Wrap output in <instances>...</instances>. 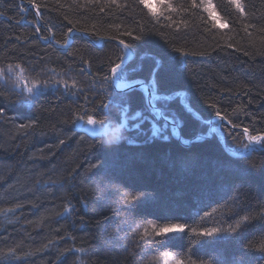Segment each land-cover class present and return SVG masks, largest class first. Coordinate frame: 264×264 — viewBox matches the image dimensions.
Masks as SVG:
<instances>
[{
  "label": "trees",
  "instance_id": "16d2710c",
  "mask_svg": "<svg viewBox=\"0 0 264 264\" xmlns=\"http://www.w3.org/2000/svg\"><path fill=\"white\" fill-rule=\"evenodd\" d=\"M240 1L220 25L199 0H0V264H264V139L230 148L264 137V0Z\"/></svg>",
  "mask_w": 264,
  "mask_h": 264
},
{
  "label": "snow or ice",
  "instance_id": "6c2138e0",
  "mask_svg": "<svg viewBox=\"0 0 264 264\" xmlns=\"http://www.w3.org/2000/svg\"><path fill=\"white\" fill-rule=\"evenodd\" d=\"M233 3L236 4V7L239 8L241 11H243L244 9L241 7V3H240V0H232ZM29 3L32 4V0H29ZM140 3L142 4H148L149 7L151 6V0H140ZM192 6L193 7H196V0H192ZM36 10L39 11V7L36 6ZM73 30L72 29H69L68 32L69 34H71ZM127 35H131V33H127ZM141 37L137 36L135 37L134 39L136 40H139ZM120 43L125 47V48H131L132 45L131 44H125L124 41H120ZM124 64V61L121 59L119 63H116L114 67H111L110 69V73L113 75V76H117L119 77L121 74H122V65ZM159 68V61L156 62V68L153 69L151 75H152V85H153V90L152 92L150 93V98H147V103L150 105V108L151 110L153 111V113L157 116H161V117H164L165 120H167V117L164 115V110H162L161 108L157 107V101H160V102H165V108L167 107V104L166 102L167 101H170L173 99L172 96H162V95H159L157 90H156V84L160 81L161 79V76H162V73L158 72L156 69ZM105 79H110V77H105ZM133 84H140L143 86L144 82L143 81H133L132 82ZM130 85H122V84H119L117 83L116 87H128ZM29 91H31V89H29ZM102 107H106L104 105H102ZM214 107V106H213ZM3 109L0 108V115L3 114ZM216 116H220V112L217 111L216 113ZM140 113H137V116H139ZM87 123L90 124V125H97V124H100L102 123V121H98L96 119H94L93 117H89L88 120H87ZM233 128L236 127V125H232ZM249 130L247 128L243 129V132L244 133H247ZM119 129H116L115 132L113 133V135L111 136V139L107 142L109 145L113 144L116 142L117 139H119ZM165 139H167V137H164ZM261 139H264V137L262 136H251L250 137V140L251 141H260ZM61 144L64 143L63 140L60 141ZM245 148L248 147V145H244ZM130 200H136V199H139L138 197H130L129 198ZM245 219H248L247 217H245ZM155 227V226H153ZM237 227H239V225H237ZM185 229V225L183 224H166L165 226L163 227H160L159 230L156 232V235L157 236H160V235H163V234H166V233H172V232H176V231H180V232H183ZM232 231H235V229H233ZM145 232H147V230L145 229ZM220 233V230L219 229H212L211 231H204L203 233H201V235H204V236H216ZM157 243H159V241H155ZM262 251H264V249H262Z\"/></svg>",
  "mask_w": 264,
  "mask_h": 264
},
{
  "label": "rangeland",
  "instance_id": "374dc122",
  "mask_svg": "<svg viewBox=\"0 0 264 264\" xmlns=\"http://www.w3.org/2000/svg\"><path fill=\"white\" fill-rule=\"evenodd\" d=\"M163 1L164 0H151V6H150V8L152 9V11L153 12H159L160 11V5L163 3ZM199 1L202 4V6L208 11V13L210 14V16L214 20H216V22L218 24L223 25V22L221 21L220 15H219V13L216 10V5H215L214 0H199ZM230 1L232 2V0H230ZM240 3H241V1H240ZM233 4L236 6L235 3H233ZM148 7H149V5H148ZM11 74H12V76L15 77L16 82H18L17 86H19V88H21L26 93L31 94V93H33V91H37L39 89V85H37L35 83H32L27 78H24L23 72H22V70L20 68H16V70H13L12 69L11 70ZM113 79H115L116 85H117V83L122 84V85H132L133 84L131 81L127 80L125 78V76L122 75V74L119 77L113 76ZM118 88L124 89L126 87H118ZM29 89H31V91H29ZM155 116L158 117L157 115H155ZM159 118H162V117L159 116ZM219 118L220 117H217L216 120H219ZM122 125H124V124L119 125V128ZM215 125H213V126L210 125V129H209L210 130V133L211 132L213 133L216 130V132H218L221 135H223L221 129L219 127H216ZM88 126H90V124L87 125V126H85V129L91 131L92 129H89ZM217 126H219V125H217ZM261 140L260 141H251V140H249L248 141V147L247 148H245L244 146H236V147H233L232 146L230 148H231L232 151H234L236 153L248 151V150L251 149V147L254 144H257V143L261 142ZM233 145H237V144H233ZM124 224L128 225L129 223L128 222H125ZM135 225H136V223L133 224V226H135ZM160 227H163V226H157V227H155L156 228V231H158ZM127 239L130 240V241H133L134 238L131 237V236H128ZM119 248H121V250H123V247L122 246L119 247ZM154 260H156V264H185L184 262H182V260H180L176 256H173V255L167 254V253L157 254Z\"/></svg>",
  "mask_w": 264,
  "mask_h": 264
},
{
  "label": "water",
  "instance_id": "95a60500",
  "mask_svg": "<svg viewBox=\"0 0 264 264\" xmlns=\"http://www.w3.org/2000/svg\"><path fill=\"white\" fill-rule=\"evenodd\" d=\"M124 64H125V61H124ZM115 78V77H114ZM114 83L116 84V81L114 79ZM136 86H140V84H132L130 85L129 87H126L125 89H129V88H133V87H136ZM152 92L151 90V87L147 85V94H148V97L150 98V93ZM126 114V113H125ZM223 120V119H222ZM126 122V119L124 118L123 119V122L122 124H124ZM89 129H92L91 132L92 134L94 135H99V134H102L103 132L105 134L108 133V131L110 130L109 126L108 125H103V126H100L99 124L93 126V125H90L88 126Z\"/></svg>",
  "mask_w": 264,
  "mask_h": 264
},
{
  "label": "clouds",
  "instance_id": "9594fccd",
  "mask_svg": "<svg viewBox=\"0 0 264 264\" xmlns=\"http://www.w3.org/2000/svg\"><path fill=\"white\" fill-rule=\"evenodd\" d=\"M106 142H108L111 139V136L109 135L108 137L105 138Z\"/></svg>",
  "mask_w": 264,
  "mask_h": 264
}]
</instances>
